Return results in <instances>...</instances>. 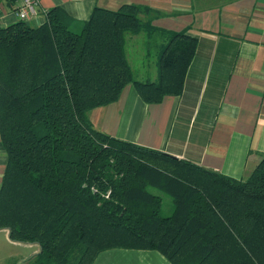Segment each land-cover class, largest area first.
I'll return each mask as SVG.
<instances>
[{
  "label": "trees",
  "instance_id": "16d2710c",
  "mask_svg": "<svg viewBox=\"0 0 264 264\" xmlns=\"http://www.w3.org/2000/svg\"><path fill=\"white\" fill-rule=\"evenodd\" d=\"M158 15L95 6L80 21L53 7L39 25L0 26V229L39 246L28 264H93L113 248L155 250L171 264H264V152L236 179L89 120L131 83L145 103L183 91L197 37L154 27ZM141 32L155 81L138 80L126 55Z\"/></svg>",
  "mask_w": 264,
  "mask_h": 264
},
{
  "label": "crops",
  "instance_id": "0c3cea01",
  "mask_svg": "<svg viewBox=\"0 0 264 264\" xmlns=\"http://www.w3.org/2000/svg\"><path fill=\"white\" fill-rule=\"evenodd\" d=\"M124 4L155 10L156 28L195 35L196 52L181 94L145 103L131 83L117 101L90 110L91 123L119 139L232 178L247 177L264 152V0H39L30 23H43L53 7L82 21L95 6L116 10ZM13 5L0 4V26L18 20ZM128 37L130 46L139 47L136 78L155 81L157 56L146 58L144 33ZM6 162L0 140V185ZM0 234L12 247L6 260L28 264L39 252L37 244L10 240L5 229ZM93 264L171 263L155 250L113 248L101 251Z\"/></svg>",
  "mask_w": 264,
  "mask_h": 264
},
{
  "label": "rangeland",
  "instance_id": "374dc122",
  "mask_svg": "<svg viewBox=\"0 0 264 264\" xmlns=\"http://www.w3.org/2000/svg\"><path fill=\"white\" fill-rule=\"evenodd\" d=\"M125 49H126L127 58L133 70L135 72H138L140 70V67L138 64H139V60L141 59L137 51L139 47H137V44H133L132 46H130L129 37H127ZM162 198H163L162 213L168 214L170 212V205H171L170 198L165 195L162 196ZM1 243L2 242H1V234H0V264H15L14 261L5 259L6 255L9 254L12 247L10 245H7L5 242L4 244L3 243L1 244Z\"/></svg>",
  "mask_w": 264,
  "mask_h": 264
},
{
  "label": "built area",
  "instance_id": "2783aa9c",
  "mask_svg": "<svg viewBox=\"0 0 264 264\" xmlns=\"http://www.w3.org/2000/svg\"><path fill=\"white\" fill-rule=\"evenodd\" d=\"M38 3L39 0H17L12 11L18 19L30 21L37 14Z\"/></svg>",
  "mask_w": 264,
  "mask_h": 264
}]
</instances>
